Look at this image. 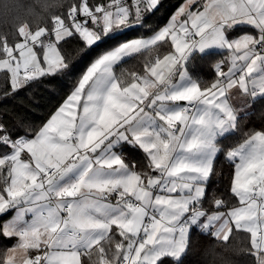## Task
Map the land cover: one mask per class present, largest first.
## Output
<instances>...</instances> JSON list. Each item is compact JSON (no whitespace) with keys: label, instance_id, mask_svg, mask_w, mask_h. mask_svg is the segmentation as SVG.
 Listing matches in <instances>:
<instances>
[{"label":"snow or ice","instance_id":"obj_1","mask_svg":"<svg viewBox=\"0 0 264 264\" xmlns=\"http://www.w3.org/2000/svg\"><path fill=\"white\" fill-rule=\"evenodd\" d=\"M160 5L60 0L43 23H18L11 43L0 35L12 94L70 75L72 39L87 62L41 125L0 121V244L12 241L0 264H185L197 231L222 244L248 233L243 251L264 264V128L226 143L264 103V0H184L151 28ZM137 29L147 31L130 37ZM216 50L227 56L204 82L193 63ZM138 57L141 71L124 67ZM220 156L234 166L235 206L209 197Z\"/></svg>","mask_w":264,"mask_h":264},{"label":"trees","instance_id":"obj_2","mask_svg":"<svg viewBox=\"0 0 264 264\" xmlns=\"http://www.w3.org/2000/svg\"><path fill=\"white\" fill-rule=\"evenodd\" d=\"M60 0H0V35H7L9 42L14 39L15 26L23 20L29 21L33 26L43 23L49 12L55 8L46 5H54ZM184 0H161L158 10L147 17V24L151 28L163 26L168 22L176 9ZM147 29H137L129 33L135 36L146 32ZM115 41L104 44L99 51L111 47ZM82 47L78 39H72L64 46V50L71 58L75 70L70 75L41 78L33 82L15 94L11 92L8 78L0 72V121H3L13 131L22 123L38 127L52 114L69 94L76 79L80 75L87 62H81L84 53L78 50ZM167 49H161L166 51ZM220 54L212 60L197 59L193 63L192 70L204 82L214 79V64L227 56L223 50H217ZM143 58L130 59L124 65L129 71H141ZM9 93L7 97L4 93ZM264 128V103H256L245 112L241 120L242 132L230 137L226 143L235 144L242 139V134L249 129ZM126 154L137 162L140 167L144 164L142 152L128 149ZM234 171L233 164L224 156H220L215 164V175L212 177L208 192L209 197L217 196L226 200L229 207L238 204V200L229 191L230 181ZM205 207L211 208L206 202ZM12 241H3L4 245H11ZM250 246V234L236 231L227 244H222L211 235L197 231L192 234L191 247L185 257V264H253V258L243 251Z\"/></svg>","mask_w":264,"mask_h":264},{"label":"crops","instance_id":"obj_3","mask_svg":"<svg viewBox=\"0 0 264 264\" xmlns=\"http://www.w3.org/2000/svg\"><path fill=\"white\" fill-rule=\"evenodd\" d=\"M216 51H217V50H216ZM240 103H241V101H240V100H238V101H237V104H240ZM250 108H251V106H250V107H248V108H246V109H245V112H246V111H248Z\"/></svg>","mask_w":264,"mask_h":264},{"label":"rangeland","instance_id":"obj_4","mask_svg":"<svg viewBox=\"0 0 264 264\" xmlns=\"http://www.w3.org/2000/svg\"><path fill=\"white\" fill-rule=\"evenodd\" d=\"M183 3H184V2H183ZM183 3H182V4H183ZM177 9H178V8H177ZM177 9H176V10H177ZM174 13H175V12H174ZM174 13H173V14H174ZM173 14H172V15H173ZM238 100H239V99H236V100H235V103H237Z\"/></svg>","mask_w":264,"mask_h":264}]
</instances>
